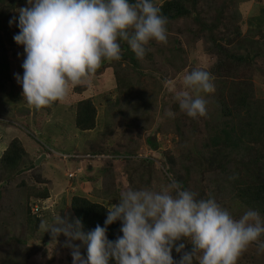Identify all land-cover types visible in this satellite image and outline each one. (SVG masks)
I'll return each instance as SVG.
<instances>
[{"label": "clouds", "instance_id": "1", "mask_svg": "<svg viewBox=\"0 0 264 264\" xmlns=\"http://www.w3.org/2000/svg\"><path fill=\"white\" fill-rule=\"evenodd\" d=\"M167 23L154 0H27V6L18 9L19 32L13 37L24 49L23 76L16 77L23 99L37 110L63 101L70 89L88 83L104 61L121 59L120 40L141 59L150 41L167 43ZM182 83L184 90L176 95L180 110L190 118L205 116L207 102L201 93L214 91L212 74L193 69ZM58 157L85 160L87 165L108 158ZM80 174L82 168L77 167L65 178L72 184ZM44 201H32L31 212L39 216ZM106 212L104 226L97 224L88 233L79 220L69 223L60 215L45 229L54 239L66 238L72 264H193L194 259L198 264H237L254 242L264 251V221L257 211L247 210L234 219L214 198L197 199V193L175 179L159 190L129 186ZM117 221L121 235L109 241L107 228ZM76 240L86 246V257L72 244ZM186 245L192 246L190 251Z\"/></svg>", "mask_w": 264, "mask_h": 264}, {"label": "rangeland", "instance_id": "2", "mask_svg": "<svg viewBox=\"0 0 264 264\" xmlns=\"http://www.w3.org/2000/svg\"><path fill=\"white\" fill-rule=\"evenodd\" d=\"M161 1L164 0H154L155 4ZM26 6L27 0L16 5L14 9H5L3 16H0V35L7 48L6 59L9 77V80L0 83V156L14 138L23 143L28 155L22 165L21 173L13 179L0 181V199L2 196L9 203L5 202L3 208L8 212L12 209L17 211L13 218L7 216L8 212L0 215V264H72L71 249L66 246V238L60 235L54 239L50 232H46L45 225H51L59 215L69 223L76 221L69 210V200L72 196L77 195L88 197L94 201L95 199L91 198L92 195L88 190H90V186L97 189L101 186L103 167H108L112 163L116 175V185L123 191L129 186L133 189L159 190L168 184L172 177L171 174L167 175L166 173L168 162H166L167 156L163 154L166 151L175 157L176 166L180 172H184L185 166L192 169V163L200 152L199 137L202 136L203 130L201 120L198 116L196 121L199 126L195 132L190 120H182L180 125L179 121L177 122L185 137H191V140L195 142V145L191 146L192 144L182 141L180 135L175 131L172 117L169 114H172L171 106L178 105L177 93L184 90L183 76L193 69L208 71L211 61L207 58L206 52L202 50L201 41L188 43L189 41L182 38L181 44L188 51V66L181 73H174L175 67L182 64V59H179L178 64L173 68L161 66V61L157 57L158 52L154 47L148 45L150 50L145 53L142 59L138 58V60L144 63L147 54L154 56L156 65L153 66L158 71L143 69V66L141 70L146 76L142 82L150 80V76L164 78V80L158 96V108L154 116H149L146 119L138 117L139 114L131 110L130 106L123 105L124 109L121 112L115 107L116 88L111 65H105L100 71L97 70L88 83L70 89L67 98L63 101L54 102L48 107L37 110L29 106L23 99L22 87L16 80L17 76H23L22 63L25 57L23 46L17 45L12 36H15L19 29L17 26L18 9ZM236 9L238 13L236 20L231 19L230 23L239 28L241 35L248 37L253 31H258L256 21L260 20L259 17L264 10V0H240ZM232 10L230 9L227 13L230 15ZM10 20H15V22L10 25ZM176 24L181 28L190 25L194 29L190 20L179 21ZM170 27L169 35L176 30L175 24H171ZM199 48L202 52L198 55L197 49ZM174 56V54L171 55L173 61H175ZM123 63H121L122 66ZM163 70L168 71L167 74L159 76V72ZM250 72L252 73L255 97L263 99L264 54L254 57ZM201 95L206 99L207 113L213 114L214 91L210 94L201 93ZM83 98H91L97 108L96 128L88 132L78 131L73 120L74 106L77 101ZM107 111L111 112L109 119L106 115ZM206 118H210V116ZM166 126L171 128L168 130ZM100 134L106 135L108 140V146L105 148H110V150L115 148L122 150L123 153L124 148L136 147L140 153L139 157L151 159L148 166L150 177L145 179L147 177L145 174L142 181L138 182L137 175L134 174L129 179V175L124 169L127 163L121 162L122 158L120 157L121 161L116 163L106 161V159H93L89 162L91 166L87 165L85 160L77 163L72 162L73 159L67 161L58 157L61 154L86 155V150L90 149L88 146L92 145L94 140L97 142ZM152 137H154V141ZM151 142L153 143L151 144ZM43 155H46L47 158H42ZM39 158H42V161L38 167L34 168L32 165H35ZM77 167L82 168V174L72 184L68 183L65 173ZM134 179L136 180L134 181ZM21 181H23L24 187L20 190L17 187H22ZM42 183L45 185H40ZM189 183V188L193 192L203 199L214 198L217 204L227 210L234 219H239L247 211L232 200L231 182L226 174L206 176L200 179L194 172L191 174ZM29 187H33L35 190L36 188L50 190V197L42 203V210L38 216L41 222L35 231H32L24 223L22 226L18 221L26 200L24 191H27ZM29 205L31 207L32 203L29 202ZM18 223L20 226L17 227ZM7 225L10 227H5ZM260 241L264 242V239L260 237ZM72 244L79 248L82 256L86 257V250L81 241H72ZM190 246L188 250H190ZM10 252L14 253L9 254ZM194 261L198 262L196 259ZM262 262H264V251H260L255 242L238 259V264H261Z\"/></svg>", "mask_w": 264, "mask_h": 264}, {"label": "trees", "instance_id": "3", "mask_svg": "<svg viewBox=\"0 0 264 264\" xmlns=\"http://www.w3.org/2000/svg\"><path fill=\"white\" fill-rule=\"evenodd\" d=\"M24 1L26 0H0V16H3L5 9H14L16 5H20ZM130 2H135V0H130ZM238 4H240V0L161 1L156 5L160 8L161 14L168 20L166 25L167 43H163V45L159 43L158 45L157 42L150 41L148 45L154 47L158 52L157 57L161 61V66L173 68L178 64L177 61L182 59V64L173 70L174 73H181L188 66V51L181 44L182 38L189 41L188 43L201 41L202 50L206 52L207 58L211 61L208 71L214 77V112L211 115L207 113L205 116L199 117L203 130L202 136L199 137L200 152L192 163V169L185 166L184 172H180L177 169L175 157L166 151L163 154L167 156V175L171 174V179L182 184L185 190L193 191L189 188L192 173L195 172L200 179L206 176L226 174L231 182L232 200L241 208L257 211L261 220L264 221V98L255 97L252 73L250 72L254 57L264 54V10L259 17L260 20L257 19L256 21L258 31H253L250 36L244 37L239 28L230 23L231 19L236 20ZM230 9L233 10L229 15L227 12ZM186 20L192 22L194 29L190 25L183 28L177 26V22ZM171 24H175L176 30L169 35ZM18 32L19 29L16 34ZM119 43L125 46L128 54H132V56L126 57L125 51L122 49L120 60H106L98 69L100 71L105 65L113 67L116 88L115 107L121 112L124 109L123 105L130 106L131 110H134L136 114H139L138 117L141 116L140 118L143 119L154 116L158 108V96L164 78L150 76V80L143 83L142 79L146 75L141 69L144 66L143 69L158 71L153 66L156 65L155 58L147 54L145 62L141 63L135 54L131 53L127 42L120 40ZM148 45L145 53L150 50ZM201 52V48L197 49L198 55ZM6 53L7 48L4 46V40L0 35V83L9 80ZM172 54L175 55V61L171 60ZM167 72L163 70L159 72V76L166 75ZM171 112L172 114L169 116L172 117L175 131L180 135L182 141L194 146L195 142L191 140V137H185L177 122L179 121L180 125L182 120H190L195 132L199 126L196 121L197 118H190L185 112L182 113L178 105H172ZM106 115L109 119L111 112L107 111ZM208 116L210 118H206ZM73 120L78 131L88 132L96 128L97 108L91 98H83L77 101L74 106ZM170 128L167 127L168 130ZM105 136L100 134L98 141L94 140L93 144L88 146L90 149L86 150V155L94 158L105 156L108 157L106 161L115 163L121 161L119 160L120 157L122 158L121 162L127 163L124 169L129 175V179L134 174L137 175L138 182L142 181L145 174L147 176L145 179L150 177L148 166L152 161L151 159L139 157L140 153L136 147L124 148L123 153L122 150L115 148L111 150L105 148L108 146V140ZM152 140L154 141V137ZM27 156L23 143L17 138L12 139L0 156V181L13 179L21 173L22 165ZM32 166L35 168L34 165ZM113 169L112 163L108 167H103L101 186L98 189L92 186H90V190L87 189L90 195L94 196L91 198L96 200L92 201L88 197L77 195L72 196L69 200V210L74 219L81 222L84 233L93 230L97 224L103 227L107 216L106 209L120 199V193L123 190L116 185V175ZM166 180L169 181V179ZM20 185L22 187H17V189L24 187L23 181L20 182ZM33 187L24 191V193L26 192V200L22 211H20L21 218L18 221L22 226L24 223L32 231H35L41 221L37 213L30 212L32 205L30 207L29 202L46 200L50 197V190L48 188H36L35 190ZM197 199L203 198L197 195ZM5 202L8 203L1 196L0 215L8 212L3 208ZM15 214L17 211L12 209L7 213V216L13 218ZM23 220L25 222H22ZM20 224L18 223L17 227ZM5 227H10V225ZM120 227L119 221L108 226L107 238L109 241H114L121 235ZM261 237L264 239V234ZM81 244L86 248L82 242ZM189 246H186L185 251H190L188 250ZM13 253L10 252L9 254ZM172 255L174 260L180 259V255L175 252V249H173ZM251 256L253 258L252 254ZM110 264L113 262L110 261ZM193 264H198V262L193 261Z\"/></svg>", "mask_w": 264, "mask_h": 264}, {"label": "water", "instance_id": "4", "mask_svg": "<svg viewBox=\"0 0 264 264\" xmlns=\"http://www.w3.org/2000/svg\"><path fill=\"white\" fill-rule=\"evenodd\" d=\"M121 48L125 51V56H126V57H127V56H131V54H128L127 49H126L125 46H122ZM42 158L46 159V155H43ZM42 158H39V159L35 162V165H39V163H40V161H41ZM191 247H192V246H190V248H189L190 250H191Z\"/></svg>", "mask_w": 264, "mask_h": 264}, {"label": "built area", "instance_id": "5", "mask_svg": "<svg viewBox=\"0 0 264 264\" xmlns=\"http://www.w3.org/2000/svg\"><path fill=\"white\" fill-rule=\"evenodd\" d=\"M70 177L73 176L72 174L69 175Z\"/></svg>", "mask_w": 264, "mask_h": 264}, {"label": "crops", "instance_id": "6", "mask_svg": "<svg viewBox=\"0 0 264 264\" xmlns=\"http://www.w3.org/2000/svg\"><path fill=\"white\" fill-rule=\"evenodd\" d=\"M96 200V199H95Z\"/></svg>", "mask_w": 264, "mask_h": 264}]
</instances>
